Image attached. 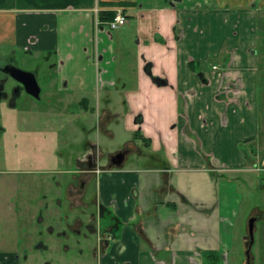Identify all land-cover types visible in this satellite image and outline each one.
<instances>
[{
  "label": "crops",
  "instance_id": "obj_1",
  "mask_svg": "<svg viewBox=\"0 0 264 264\" xmlns=\"http://www.w3.org/2000/svg\"><path fill=\"white\" fill-rule=\"evenodd\" d=\"M259 8L264 0H0V72L18 59L38 82L41 73L50 76L48 94L56 90L91 110L105 130L108 122L124 120L133 135L125 147L133 143L138 159L149 160L127 165L126 155L120 166L97 164L91 172L78 161L73 172L83 189L70 185L67 197L81 214L68 227L92 241L76 240L85 264H97L98 249L99 264H206L204 250L219 253L217 264L227 259L229 213L222 214L215 197L191 195L183 176L204 178L214 193V173L244 166L240 144L260 136ZM107 11L123 13L127 22L110 29L100 23ZM43 56L48 68L30 67ZM7 77H0V104L9 99L13 107L23 90L9 95ZM118 94L122 112L109 107ZM136 130L151 143L136 138ZM92 179L98 196L87 215ZM8 194L1 197L4 215L13 211ZM9 228H0V264H28L40 255L21 252L22 238L8 236ZM58 234L68 236L65 229ZM34 248L51 249L41 239Z\"/></svg>",
  "mask_w": 264,
  "mask_h": 264
},
{
  "label": "rangeland",
  "instance_id": "obj_2",
  "mask_svg": "<svg viewBox=\"0 0 264 264\" xmlns=\"http://www.w3.org/2000/svg\"><path fill=\"white\" fill-rule=\"evenodd\" d=\"M256 12L258 13L256 27L261 38L258 47L260 53L258 101L261 125L259 139L246 140L240 144V150L246 159L244 166L231 172L220 170V173H214L212 176L215 184L214 193L212 185L208 187L204 178L195 177L193 174L183 176V182L187 184L191 195L207 199L215 197L222 214L224 215L225 211L229 213L228 255L223 264H246L245 237L252 216L258 217L255 222V241L251 250L253 264H264V214L260 215L261 213L257 212L258 209L264 210V8H259ZM51 59L53 61V58ZM16 62L19 67L26 68L22 60L17 59ZM50 64L43 56L34 60L33 66L30 67H42L44 70ZM128 68L134 77L133 68L130 66ZM1 76L3 79L8 78L3 72H0ZM46 77V74H40L42 95L39 99L23 90L22 95L16 99V106L11 107L9 99L2 100L0 104V205L4 203L1 197L9 195L8 193L14 196L13 211L6 215L0 211V228L10 227L8 236H12V239L15 238L13 233L22 238L21 252L40 253L38 256L34 254L35 258L28 264H42V259L51 257L54 260L52 264H85L83 262L85 256L80 255L76 240L81 239L83 244H92V241L85 242L83 237L77 238L73 230L66 225L71 224L70 219L72 220L74 215L81 214L80 206L71 207L67 187L75 185L79 189L81 186L79 177H75L77 174L73 171L77 169L79 159L86 158L88 151L94 148L93 144L97 145L96 150L101 154L99 164L105 167L109 155L125 148V144L133 139V135L124 120L108 122L105 130L91 110L86 112L83 106L61 99V95L59 96L56 90L53 91L54 89L53 95L48 94ZM18 84L20 83L9 77L5 91L12 95ZM121 102L118 94L109 107L112 111L122 112L124 106ZM136 144L146 150L141 140L136 139ZM195 151L198 152V148ZM194 154L197 155L195 152ZM137 155V151L129 153L127 165L129 163L143 165L149 161L138 159ZM97 196L96 179H92L85 193L88 207L83 209L87 215L95 211L93 200H96ZM58 198L63 201L61 206L58 205ZM45 205H48V208H45ZM39 208L46 215L43 223L38 221ZM52 211L54 216L50 215ZM203 212L207 216L209 211ZM105 220L102 222L103 226L109 225ZM211 222L214 228L218 229V219ZM49 224L55 228L53 234L49 233ZM98 224L101 227L100 221ZM61 229H65L69 237L59 235ZM5 235L7 236L1 235L2 238L6 237ZM40 239L51 249L34 248V244ZM98 241L102 242L99 234L96 243H99ZM66 244L70 246L69 249L63 248ZM96 252L99 254L96 263L99 264L100 249Z\"/></svg>",
  "mask_w": 264,
  "mask_h": 264
},
{
  "label": "water",
  "instance_id": "obj_3",
  "mask_svg": "<svg viewBox=\"0 0 264 264\" xmlns=\"http://www.w3.org/2000/svg\"><path fill=\"white\" fill-rule=\"evenodd\" d=\"M2 70L11 78L19 82L25 89L27 93L32 95L33 97L39 99L41 97V86L37 79V74L35 71L26 70L15 63H8L6 64ZM150 73V71H149ZM129 150H124L116 155L113 156L114 165L120 166L123 164L126 155L128 154ZM112 166V165H111ZM110 166V167H111ZM258 219L257 216H252L249 219L248 223V234L246 235V264H253V258L251 255L252 246L254 244V230H255V222Z\"/></svg>",
  "mask_w": 264,
  "mask_h": 264
},
{
  "label": "flooded vegetation",
  "instance_id": "obj_4",
  "mask_svg": "<svg viewBox=\"0 0 264 264\" xmlns=\"http://www.w3.org/2000/svg\"><path fill=\"white\" fill-rule=\"evenodd\" d=\"M25 90L24 89V87L22 86V85H20L19 87H17V88H15V91H14V93L16 92V90ZM42 91V90H41ZM106 118H110V114H107V116H106ZM92 146H94V148L93 149H91V151H88V153H87V156H86V158H84V159H79V161H81L80 162V165L79 166H81L82 167V169H85V171L86 172H91V170L92 169H94L95 167H96V165L97 164H99L100 163V157H101V154L96 150V147H95V145L93 144ZM136 148V145H134L133 143H130V144H128L125 148H122L121 150H118V151H115L114 153H112V154H110L109 155V158H108V160H107V162H106V166L105 167H110L111 165L113 166L114 164V159H113V156L114 155H116L117 153H119V152H121V151H124V150H129V152H128V154L129 153H131V151L133 150V149H135ZM127 154V155H128ZM111 166V167H112ZM99 167H101V165L99 164ZM79 173H80V171H79ZM78 176H80V175H78ZM80 178V177H79ZM81 179V178H80ZM82 184H84V180L82 179V181H81V186L79 187V190H81V189H83V185ZM46 218V217H45ZM45 218H40L39 217V220L38 221H40V222H44L45 221ZM70 224V223H69ZM66 225H68V224H66ZM49 228H53L52 227V225H48V229Z\"/></svg>",
  "mask_w": 264,
  "mask_h": 264
},
{
  "label": "trees",
  "instance_id": "obj_5",
  "mask_svg": "<svg viewBox=\"0 0 264 264\" xmlns=\"http://www.w3.org/2000/svg\"><path fill=\"white\" fill-rule=\"evenodd\" d=\"M115 17V12H110V11H107V12H102L101 15H100V20L101 22H105V21H108V20H112L114 19ZM148 67H150V64L148 65ZM20 90H16V94L19 92ZM135 137L136 138H141V139H146L141 133H140V130H136L135 131ZM148 141V144H150V140L149 139H146ZM202 254L204 255L205 257V262L206 264H217L219 259H220V255L217 251H214V250H204L202 252Z\"/></svg>",
  "mask_w": 264,
  "mask_h": 264
},
{
  "label": "built area",
  "instance_id": "obj_6",
  "mask_svg": "<svg viewBox=\"0 0 264 264\" xmlns=\"http://www.w3.org/2000/svg\"><path fill=\"white\" fill-rule=\"evenodd\" d=\"M126 22H127L126 16L120 12L114 17V19L107 21L106 24L109 26L110 29H116L124 25Z\"/></svg>",
  "mask_w": 264,
  "mask_h": 264
}]
</instances>
